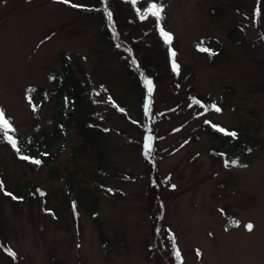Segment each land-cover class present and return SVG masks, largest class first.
Wrapping results in <instances>:
<instances>
[{
  "label": "rangeland",
  "instance_id": "obj_1",
  "mask_svg": "<svg viewBox=\"0 0 264 264\" xmlns=\"http://www.w3.org/2000/svg\"><path fill=\"white\" fill-rule=\"evenodd\" d=\"M116 1L118 21L108 16L107 0H0L4 116L20 134L54 128L66 102L48 76L62 73L64 55L69 82L90 88L89 110L102 125L84 147L78 103L66 141H54L52 160L39 169L0 139V264H264V0H159V21L149 15L152 0ZM154 23L173 33L179 63L178 75L161 81L121 39L126 32L148 39ZM202 38L210 39L209 51L196 44ZM136 89L145 96L141 113ZM191 90L202 105L191 102ZM213 97L218 102L206 103ZM204 119L243 129L260 145L241 155L246 164L226 166L211 153L224 138L203 131ZM99 162L115 175L99 171ZM27 185H40L47 197L14 206L8 193ZM91 200L101 232L86 207ZM228 213L237 222L226 226Z\"/></svg>",
  "mask_w": 264,
  "mask_h": 264
},
{
  "label": "trees",
  "instance_id": "obj_2",
  "mask_svg": "<svg viewBox=\"0 0 264 264\" xmlns=\"http://www.w3.org/2000/svg\"><path fill=\"white\" fill-rule=\"evenodd\" d=\"M114 1V2H113ZM107 0L108 4L111 6L110 11L112 14V17L115 18L116 21L120 19L119 16H117V13L119 12L116 7V0ZM93 11V10H92ZM95 12H100L102 16V26L106 27V20L103 16V11L100 7L96 8L94 10ZM106 14V13H105ZM129 19V18H128ZM256 20H259L258 14L256 13ZM128 22L131 24H134L130 19ZM118 23V22H117ZM118 28L120 29L122 27L121 24L118 23ZM163 28L166 32L171 34V40L166 42L165 39L162 37L160 33V28ZM121 31V30H120ZM106 37L108 39L109 43H112L114 45L113 47L116 48L113 39L111 38L108 31H106ZM122 34V32H121ZM145 34L147 35L148 39H146L144 36H140L137 38H125L128 35V32L122 34L121 39L126 41L128 44V47L131 49L132 53L136 57V59L140 62L141 66L155 79V81H159L163 77H167L168 75H178L179 71V63L177 61V55L175 51L173 50L171 44L173 40V33L165 29L160 23H154L146 28ZM262 37L264 38V31L262 33ZM210 42L209 38H202L199 41L196 42V44L199 46V49L206 48ZM140 43L143 45L141 46ZM158 49H161L162 52ZM157 52V58L153 56L154 53ZM174 53V55H173ZM66 56L63 55L62 61L64 63V67L62 70V73L59 75L56 73V71H49V76L52 81H54L56 85V89L54 93H56L59 97L61 93L65 96V112L62 113L63 116L53 119L54 122V128L47 131H41L39 134L36 133H19L17 129L14 127L13 124L10 123V127H2L0 126V139L12 146L11 139H14L16 142L17 147L13 148L14 155L16 158H18L20 161L24 162L28 168L30 169H39L46 165L50 160H52L53 152L50 150L53 145L54 141L56 139L63 138V142L67 139V125L66 122L70 120V117L73 113V109L75 106H77L78 103H80L81 107L80 111H82L84 114L80 118L76 120V123L78 125V130L80 135L83 138V145L84 147L86 145L92 146L95 142V132L99 131L98 129H102V125L98 123L97 119L95 118V112L93 110H89V105L91 104L92 97L89 91L86 89H75L71 83L69 82V76H70V70L68 69L69 62L65 59ZM120 59L124 60L125 57L123 54H120ZM154 64L153 66L149 64ZM173 63L178 66V70L173 69ZM139 64V63H138ZM129 68L126 66V71L128 72ZM130 76H132V72L129 73ZM132 82L136 81L135 83H138L135 76H132ZM135 78V80H134ZM161 81V80H160ZM138 85V84H137ZM32 92H37L38 94H41L43 90L39 89L36 85L31 86ZM135 93L139 95V113L143 110V99L144 94L143 92L140 93L136 89ZM42 95V94H41ZM189 98L192 103H198L199 105H202V101L195 96L193 91L191 90L189 93ZM212 101H217L214 97L210 100H208L206 103H211ZM218 102V101H217ZM36 104V103H35ZM62 104H59L61 106ZM37 105L33 106V109L35 110ZM112 107L119 112L121 115L125 117V119H130L128 113L119 107L118 105H112ZM0 111L3 112V110L0 107ZM86 111V112H85ZM217 126L215 123H211V121L204 119L203 123H201V128L203 131L207 132L214 138H224V142L220 143L218 145H212L211 146V153L212 155L219 160L220 162L226 164L233 165L231 161L235 160L237 163L236 166L239 164H246V161L242 159V154H248L253 149L257 148L260 145V139L257 137H251L249 136L243 129L239 128H224L227 132H234L236 133L235 136L227 135L224 132H221L218 130L220 127H214ZM11 138V139H10ZM83 149V148H82ZM27 156L29 159H23L22 157ZM39 160L40 163L37 164L34 161ZM102 162L98 163L97 169L99 171H102L103 173H107L109 175H115L114 172L107 169H102ZM94 186L97 188H100L104 193L110 194V191H114V188H110L109 186L94 181L92 182ZM11 195H9L7 198H9L12 201V204L14 206L18 205V201H22L24 203L30 204L32 202L40 201L47 197V191L45 188L41 187L40 185H27V187L23 191H12L10 192ZM43 193V195H41ZM52 193V192H51ZM16 197V198H13ZM71 203L74 205L75 200L74 198H70ZM97 203L95 200H91L87 202L86 207L87 210L90 212V216L94 219V222L96 223L97 229L101 232V225H100V219L97 213ZM228 220L225 223L226 226L230 225L231 223H236L237 219L235 218L234 214L228 213ZM103 243H105L106 238L102 239ZM171 252L172 256L178 260V256L176 255L177 249L174 243L171 244Z\"/></svg>",
  "mask_w": 264,
  "mask_h": 264
},
{
  "label": "snow or ice",
  "instance_id": "obj_3",
  "mask_svg": "<svg viewBox=\"0 0 264 264\" xmlns=\"http://www.w3.org/2000/svg\"><path fill=\"white\" fill-rule=\"evenodd\" d=\"M63 2L66 3V4H71V0H63ZM132 3H136V0H132ZM72 6L73 7H80V5H75V4H73ZM150 9L151 10L149 12V15L155 17L157 19V21H159V19L162 17V14H163V10H164L163 9V5L159 3V0H152V3L150 5ZM108 16L109 17L111 16V12L108 13ZM140 18L141 19H144L145 17L144 16H141ZM160 33H161L162 37L165 39L166 42H168V41L171 40V34L168 33V32H166L162 27L160 28ZM201 50L202 51H209V49H206V48H202ZM173 55H174V53H173ZM173 69L174 70H178V66L175 65V63H173ZM145 83L148 84V85H151V81L150 80H146ZM149 91H151L150 88H149ZM211 107L214 108L216 111H220V109L215 104H213ZM0 126L5 127V128L11 126L10 125V121L4 116V114H3L2 111H0ZM214 127H218V126H215L214 125ZM218 130L221 131V132H224L227 135H231V136H235L236 135V133H234V132H227L223 128H218ZM11 143H12V147L13 148H16L17 147L16 142H15L14 139H11ZM145 148L150 150V145L147 142V138H146V142H145ZM22 158L23 159H29V157H27V156H24ZM34 162L37 163V164L40 163L39 160H35ZM231 163L233 165H235L237 162L235 160H233V161H231ZM226 166H227V162H226ZM0 187H2V185H0ZM8 195H11V194L8 193ZM41 195H43V193H41ZM13 198H16V197H13ZM245 227L250 231V230H252L253 225H251L249 223V224L245 225ZM176 255L179 256V253L177 252Z\"/></svg>",
  "mask_w": 264,
  "mask_h": 264
}]
</instances>
